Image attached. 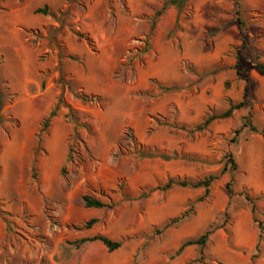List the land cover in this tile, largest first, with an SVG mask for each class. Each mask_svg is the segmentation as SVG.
<instances>
[{"label":"rangeland","instance_id":"obj_1","mask_svg":"<svg viewBox=\"0 0 264 264\" xmlns=\"http://www.w3.org/2000/svg\"><path fill=\"white\" fill-rule=\"evenodd\" d=\"M165 1L0 0V264H264V0Z\"/></svg>","mask_w":264,"mask_h":264},{"label":"trees","instance_id":"obj_2","mask_svg":"<svg viewBox=\"0 0 264 264\" xmlns=\"http://www.w3.org/2000/svg\"><path fill=\"white\" fill-rule=\"evenodd\" d=\"M184 3V0H166L162 7L160 9H158L156 11V16L158 17L160 16L169 6L171 5H175L177 7H181L182 4ZM36 12L38 13H43L45 15H47L49 13V7L48 5H45L44 7H39L36 9ZM155 22V21H154ZM257 67L259 69L260 72L264 73V62L262 61H258L257 63ZM6 97H7V93L4 91L3 86H2V81L0 78V122L3 121V117H2V109L6 103ZM62 101V97L59 99V102ZM247 104V102L245 101V99L231 104L230 107L225 110L224 112H222L221 114H212L209 117H207L202 123L198 124L196 126L197 130H202L204 129L206 126H208L211 121L217 119V118H227L230 117L236 110L241 109L242 107H244ZM59 106V103L55 106V109L51 112L50 117L56 115L57 113V108ZM251 113H249L248 116H244V126H249L252 130H258L257 127L252 123L251 118H250ZM50 117L48 119H46L43 123V127H47L49 126L50 123ZM262 135L264 137V129L262 130ZM227 162L224 164L221 173H225L228 171V162L232 164V167L235 169L236 168V161L234 160L232 154H229L227 156ZM33 177H36V169L35 167H33ZM218 177V174L215 173H211L208 176L202 178V179H198V180H190V179H169L165 185L163 186H159L158 188L161 189H169L171 187H173L174 185H179V186H183V187H192V188H198V187H204L205 189V193L204 195H207L211 184L213 183V181ZM227 188L229 190L230 193H232V179L229 180L227 182ZM201 199L203 198L200 197ZM85 202L87 204V206L90 207H97V208H102V207H106V206H111V204L106 203L105 201H102L99 198L93 197L89 194H86L84 196ZM248 199L250 201H252L251 197H248ZM252 210L255 211V204L252 205ZM97 221V218H90L89 220H87L85 223L81 224L79 226L80 229H89L93 226V224ZM209 231L204 232L202 235H200L197 238H190L185 240L180 247L177 249L176 254H180L184 248L186 246L192 245V244H200V245H204L208 239L209 236ZM262 236V235H260ZM93 240H100L102 241L109 250H115L118 247L121 246V242L118 240H113L108 236L105 235H93V236H86V237H81L78 238L74 241H72V243L76 246V247H80L83 243H85L86 241H93Z\"/></svg>","mask_w":264,"mask_h":264},{"label":"crops","instance_id":"obj_3","mask_svg":"<svg viewBox=\"0 0 264 264\" xmlns=\"http://www.w3.org/2000/svg\"><path fill=\"white\" fill-rule=\"evenodd\" d=\"M26 65L28 64L27 62L25 63ZM27 67H25V70H26ZM28 80V79H27Z\"/></svg>","mask_w":264,"mask_h":264}]
</instances>
